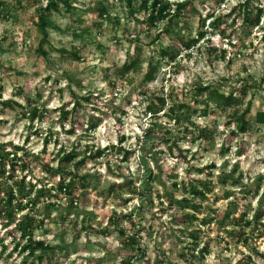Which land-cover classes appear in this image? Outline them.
I'll list each match as a JSON object with an SVG mask.
<instances>
[{"label":"rangeland","instance_id":"374dc122","mask_svg":"<svg viewBox=\"0 0 264 264\" xmlns=\"http://www.w3.org/2000/svg\"><path fill=\"white\" fill-rule=\"evenodd\" d=\"M219 1L194 0V9L190 7L180 20L182 37L195 39L205 31L213 39L212 51L203 41L201 47L182 51L176 36L162 32L164 24L149 27L145 12L132 17L119 0H71V12L64 4L52 12L59 29L49 30L44 57L38 52L42 35L37 10L46 6V0H0V152L24 147L30 153V171L23 172L18 166L14 176L18 180L27 176V182L38 189L58 185L60 178L47 172L44 164L57 168L62 149L75 152L76 162L87 156L86 164L78 170L74 163L65 165L77 175L78 185L82 176H92L89 189H80L76 195L73 214L65 210L70 207L69 198L60 194V210L42 198L24 212L14 211L11 218L0 216V264H122L132 257V264H190L195 262L187 235L195 229L201 230L200 248L208 246L210 251L204 261L195 264H264V217L242 238L227 232L234 228L232 219L242 213L249 219L257 211L264 213V125L256 122L257 114L264 112V0H249L255 15L263 9L260 25L254 28L246 27L238 16L247 0ZM103 2L110 14L102 19L97 8ZM213 11L225 16L221 29L226 28L235 47L220 32L211 36L209 21L202 27V19ZM158 35L160 39L154 41ZM168 47L181 50L174 62L160 55ZM137 57L141 63L138 71L122 75L123 66ZM152 69L155 79L147 83L145 75ZM246 83L252 88L243 95L240 91ZM199 84L234 93L240 105L217 107L211 103L207 115H192L191 121L179 126L165 112L172 104L182 103L202 112L205 106L197 104L194 95ZM87 97H93L92 101H85ZM159 97L165 98L166 107L154 118L148 107L152 103L158 107ZM7 101L13 102L12 106L3 104ZM250 101L252 109L246 117L249 129L241 133L233 115L242 113ZM31 107L39 110L34 120L29 114ZM156 122L164 128H156L155 136L145 139V130ZM202 129L210 133L209 141L199 137ZM168 132L170 137L165 136ZM109 146L114 149L102 158L93 159L88 154ZM124 151L130 152L127 159ZM142 157L148 159L154 174H162L165 183L154 186L153 205L131 196L127 186L120 187L128 178L142 189ZM212 164L217 167L209 178L214 192L203 207L223 213L231 209V201L238 205L226 222L228 230L219 234L214 226L188 222L179 206L168 201V195L177 199L182 195L174 183L206 180L210 174L198 170ZM236 166L235 177L242 175V185L234 187L232 180L222 184L220 175L230 174ZM7 171L0 176L1 185L12 183L8 174L13 173L9 167ZM113 185L115 193L110 192ZM227 193L232 196L227 198ZM204 208L197 215L199 219L208 213ZM30 211L38 225L35 236L55 247L43 262L27 259L16 247L21 239L15 226ZM113 212L133 213V217L112 224L109 216ZM8 223L11 225L6 228ZM135 234H139L146 257H140L138 248L131 251L123 247L122 241Z\"/></svg>","mask_w":264,"mask_h":264},{"label":"trees","instance_id":"16d2710c","mask_svg":"<svg viewBox=\"0 0 264 264\" xmlns=\"http://www.w3.org/2000/svg\"><path fill=\"white\" fill-rule=\"evenodd\" d=\"M122 4L129 9L130 15L135 17L137 14L145 12L147 14V19L145 22L148 24L149 27H157L160 23L164 24L162 32L167 35L176 36L178 41L181 43V50L189 51L194 49L197 45H199L202 41V44H206L205 46L212 51L213 39L212 37L208 36V33L205 31H201L197 34L195 39H188L186 40L184 37L181 36L180 31V20L182 16H184L185 12L191 7L192 10L194 9L193 3L194 0H119ZM225 0H220L219 4H222ZM47 4L44 7L41 5L38 8V21L37 26L42 35L38 52L40 55L46 57L47 53L44 49L45 44L49 41V30L50 29H59L52 20V12L60 10V4H64L67 7L68 12L73 10L71 0H46ZM250 2L247 0L243 4V11L239 12L238 16H241L243 19L244 25L247 27H257L260 25V20L263 16V9L258 10V14L255 15L254 12L250 9ZM196 12V11H195ZM97 13L100 18L108 17L109 6L106 3H101L100 6L97 8ZM228 17L230 15H227ZM225 16L216 14L215 11L209 12V14L202 19V27L206 26V23L209 21V24L212 28V33L219 34L226 38L229 44L232 47H235V44L232 41V36L227 34L226 28L221 29L222 24L224 23ZM235 21V19H234ZM115 22L117 25H120V20L118 17L115 18ZM177 30V31H176ZM249 35V34H246ZM160 39V35H158L154 41H158ZM199 45V47L202 46ZM181 50H175L173 47H168L162 49L160 55L162 59L169 58L171 62H174ZM223 54L226 53L225 50L222 51ZM74 56L77 58L76 54ZM79 60V58H78ZM141 65L139 57L131 61L130 63H126L123 68L121 69V74L126 75L131 72H137L139 66ZM155 79V69L150 70L145 75V81L147 83L153 82ZM246 83L244 87L241 88V94L246 95L248 91V87L252 88V85ZM256 84V83H255ZM261 87V86H260ZM3 88L0 87V98L2 94ZM147 91L144 92V94ZM195 102L197 104L204 105V109L200 112L198 109H193L188 107L185 103L182 104H172L170 108L165 112L166 116L177 123L179 126L183 125L185 121H191V116L195 114H202L205 116L208 114V109L210 108V104L214 103L217 107H232V106H239L240 99H238L234 93H225L222 92L221 89L217 87H213L212 85H196L195 86ZM206 97L205 100H198L200 97ZM93 97H87L85 101H92ZM159 106L156 107L154 103L148 107V110L152 117L156 118L159 116L161 112L165 110L166 107V100L165 98H158ZM29 102V100H28ZM3 104L12 106L13 102L7 101ZM81 106V104H77ZM30 116L32 120H34L38 116L39 110L37 107L30 108ZM252 109V102H248L245 109L242 113H234L233 117L237 121L236 129L241 132L245 133L249 129V121H247L246 117L251 112ZM66 115L68 113H65ZM256 122L258 124L264 125V112H259L256 116ZM157 130H162L164 125H159L157 122L153 123L151 127L145 130V139H151L154 134H156ZM171 132L166 133L165 136H171ZM199 137L203 138L205 141L210 140V133L202 129L199 131ZM123 140V139H122ZM145 146V145H143ZM13 151L8 152H0V176H4L7 173V168L9 167L13 174H8V180L12 182L11 184L6 183V185L0 184V195L1 193H5V197L0 196V216H8L12 217L14 211L16 212H24L30 205L31 207L36 206L38 203L41 202L42 198H46L48 201L51 202V205L56 209H62L61 205L58 204L60 194H64L66 197L69 198L70 207L65 209L69 214H73V206L74 203L77 202L76 195L80 192V189L88 190L90 187V181L92 176L85 175L79 178V185L76 183L77 175L73 174L71 171H67L65 165L68 164H75L76 169H80L82 166L86 164L87 156L77 161L78 155L75 152H67L66 150L62 149L60 153L59 165L57 168H53L50 166L49 163L44 164V168L47 172L54 174L60 178L58 185L55 189H47L45 187H41L38 189L37 185L33 183L27 182V176L22 177L21 179H16L14 176V172L18 166L21 167L23 172L30 171V161L29 155L30 153L24 148L20 146H14ZM113 150V146H109V148L105 149H97L95 151H88L89 156L93 159L102 158L105 155L107 150ZM2 150V147H0ZM169 150L173 151V147L169 146ZM130 155L129 151H124V158L127 159ZM11 156L13 158L11 159ZM153 156V155H152ZM38 159V158H36ZM143 167H144V174L141 179V188L136 187V181L133 179H124L125 182L123 185H120L121 188L125 186L128 187L129 194L133 197H138L142 203H149L153 205L154 203V186L156 184L165 186V183L162 181V174L157 173L154 174L153 171L150 169L149 161L146 157H142L141 159ZM238 166V165H237ZM235 167L230 174H222L220 175V181L224 185H228V181L232 180L231 185L234 187H240L242 185V175L235 177L237 173L238 167ZM216 165L212 164L210 166H206L202 169H199L198 172L200 174L205 173L206 171L210 174L206 180L203 179H192L190 181H186L183 183H174L173 187L175 190H181V197L177 199L174 195H168V201L171 205L179 206L180 211L183 213L186 220L190 223L199 222L201 226L204 227H211L214 226L215 231L219 234L222 230L227 231L226 229V222L232 219V215L237 212L238 205L235 201H231L230 206L231 209L224 211L221 213L219 210L212 209V207H203V203L207 200L208 195L214 192L213 183L209 178L211 177L213 171L216 169ZM70 177L69 181L67 178ZM116 185H113L110 188L111 193H115ZM57 193H54V191ZM231 193H227V198H229ZM131 197V198H133ZM57 200V202H53L52 200ZM76 200V201H75ZM133 199H129L132 201ZM127 201V202H129ZM26 203V205H24ZM207 209L208 213L202 218L199 219L197 217L198 214L202 212V210ZM63 219V213H60L59 216ZM133 213L118 215L116 212L110 214L109 219L112 224H117L120 218L125 220H132ZM262 217H264V213L262 211H257L256 214L249 219L247 213H242L238 218H233L234 221V228L231 231H227L231 236H238L240 238L246 236L248 228L254 227L256 229V223L262 221ZM10 222V221H9ZM11 223H8L6 228H8ZM38 227L36 221L33 217L31 211L25 215L17 222L15 228L17 232L20 234L21 243L17 244L16 247L20 248V253L27 256L28 258H36L39 262H43V260L54 252L55 247L48 243L45 239L37 238L35 236V230ZM120 235L123 237L125 236L124 229H118ZM238 230V231H237ZM201 230L195 229L191 230L187 238L191 240V258L196 262L204 261L207 255L210 254L208 246L200 248V236L199 233ZM123 247L128 250H135L138 248V252L140 253V257H146V251L140 245L139 234H135L130 236L127 240L122 241ZM182 257L186 260L187 257L185 254H182ZM135 259L138 257L135 256ZM134 257L130 260L123 261L122 264H132ZM190 263V264H195Z\"/></svg>","mask_w":264,"mask_h":264}]
</instances>
